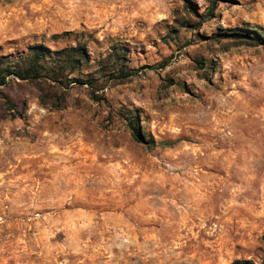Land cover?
<instances>
[{"label":"rangeland","instance_id":"rangeland-1","mask_svg":"<svg viewBox=\"0 0 264 264\" xmlns=\"http://www.w3.org/2000/svg\"><path fill=\"white\" fill-rule=\"evenodd\" d=\"M244 22L264 0H0V55L83 30L135 70L0 85V264H264V44L213 37Z\"/></svg>","mask_w":264,"mask_h":264},{"label":"trees","instance_id":"trees-1","mask_svg":"<svg viewBox=\"0 0 264 264\" xmlns=\"http://www.w3.org/2000/svg\"><path fill=\"white\" fill-rule=\"evenodd\" d=\"M211 12L212 6L207 7L202 14L203 18L210 17ZM216 36L240 38L252 45L264 44V33L247 22L241 27L220 29L213 35ZM89 39L90 34L83 30H66L50 35L54 44L61 45L51 48L39 43L27 46L26 51L21 53L0 55V85H5L9 77L35 82L39 91V103L58 106L64 99L66 89L72 85L83 86L91 94L97 90L101 81L122 82L134 74L135 70L128 66L124 56L125 48L117 42L110 43L107 53L90 62ZM125 119L133 139L142 141L143 133L136 124L135 115L128 112ZM146 142L149 146L154 145L151 137ZM176 142L177 140H164L159 144L170 147ZM229 264L253 263L247 259H235Z\"/></svg>","mask_w":264,"mask_h":264}]
</instances>
